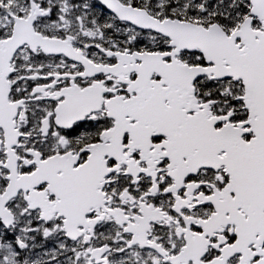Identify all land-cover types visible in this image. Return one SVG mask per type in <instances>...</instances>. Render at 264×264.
I'll return each mask as SVG.
<instances>
[{
	"label": "snow or ice",
	"instance_id": "snow-or-ice-1",
	"mask_svg": "<svg viewBox=\"0 0 264 264\" xmlns=\"http://www.w3.org/2000/svg\"><path fill=\"white\" fill-rule=\"evenodd\" d=\"M0 264H264V0H0Z\"/></svg>",
	"mask_w": 264,
	"mask_h": 264
}]
</instances>
